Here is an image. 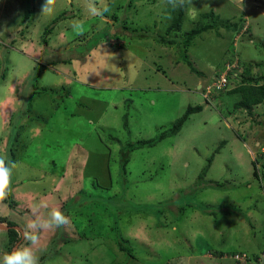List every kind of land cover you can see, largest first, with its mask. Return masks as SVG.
Segmentation results:
<instances>
[{
	"label": "rangeland",
	"instance_id": "374dc122",
	"mask_svg": "<svg viewBox=\"0 0 264 264\" xmlns=\"http://www.w3.org/2000/svg\"><path fill=\"white\" fill-rule=\"evenodd\" d=\"M184 1L168 38L184 43L214 24L188 52L201 75L179 44L159 41L176 0H0V153L12 144L15 177L0 191V218L22 235L12 244L0 227V257L19 243L40 264H264V102L238 109L239 93L205 96L228 68L231 88L264 77V0ZM90 2L110 11L93 17ZM198 104L178 134L131 152L123 169L129 142ZM53 209L66 223L41 226Z\"/></svg>",
	"mask_w": 264,
	"mask_h": 264
},
{
	"label": "trees",
	"instance_id": "16d2710c",
	"mask_svg": "<svg viewBox=\"0 0 264 264\" xmlns=\"http://www.w3.org/2000/svg\"><path fill=\"white\" fill-rule=\"evenodd\" d=\"M134 1V0H133ZM186 3L184 0H176V4H175V13H174V18L172 20V22L167 26L166 30H165V34L166 35H161L160 33H157L160 36V39L159 41H161V43H164L165 45H170V44H179V47H182L183 48V57L185 58L184 60L186 61V63L191 67V71L192 72H195V73H198V75H201L202 72L199 71L198 69H196L194 67V65L192 64V62L190 61V56H189V50H190V47L192 46L193 44V39L198 36V35H201L203 34L204 31H207L211 28H214V24L213 23H210V22H203L201 23L200 25L192 28L191 30L185 32V40H184V43L183 41H178V40H175L174 38H168L169 35H171L173 33V31H175V29H180L183 22H184V17H185V12H186ZM210 16L213 17V20H214V23L215 25L217 24V21L219 20V16H214V11H211L210 12ZM62 15H64V18H67V17H70L71 15L73 16L72 13L70 12H64ZM114 19H118V16L116 14L113 15ZM61 18L58 17L56 18L55 22L58 21V19ZM55 22H53V24L51 26H48L46 27L44 30V35L45 37H43V42L44 43H47L48 42V38L53 31L55 29ZM55 24V25H54ZM123 25V33L122 31L120 33H122L121 35H124V33H127L126 30H128V27L125 26L124 24ZM224 25L225 27L227 28H230V29H234V26H231V24L227 23L226 24H222ZM121 30V29H120ZM117 32V35L120 34ZM130 33V32H128ZM120 36V35H118ZM125 36V35H124ZM131 38H133L131 36ZM260 64V63H259ZM232 69L231 68H228V70H226L225 72L223 73H226V76L228 78V83H227V86L225 89L221 90V91H218V94L219 93H222V92H231V93H239L240 94V99L238 101L235 102V108H250V107H253V106H258L259 104L263 103L264 102V82L262 83H259L260 81H262L261 79H263L264 77H260V78H250V79H246L244 78V80H246L243 84H240L238 86H234L233 88H231V81H232ZM221 71H220V74L219 75H222L223 74ZM217 94V93H215ZM204 109V106L201 105V104H198V105H189V107L187 108V110L185 111V113L183 115H181L180 117H178L174 124L172 125L171 128L167 129V130H164L162 131L160 134H158L156 137L154 138H151V139H140V140H137V141H131L129 142L127 145H126V148L127 149H122L121 152H122V167L123 169L126 171V166L127 164L129 163L130 161V153L137 150V149H141L143 147H154L156 146L159 142H161L162 140H164L165 138L167 137H170V136H174L176 134H178L183 126H184V123L188 120V118L190 117L191 114L193 113H196V112H200ZM29 112V111H27ZM31 116V120L32 121H39L38 120V116ZM40 121H44V119L40 120ZM125 123H124V126L126 128L129 127L128 125V120H127V117L125 116ZM14 130V131H13ZM12 131L14 132V138H17L18 137V133L17 132V128H14ZM225 144V142H222L218 148H216V151H220L221 147ZM13 157H14V154H13V149H12V144L9 148V158H10V171H9V175H8V179L6 181V188L8 190L9 193H11V188H12V184L13 182H15V177H14V171L12 169V164H13ZM214 157V156H213ZM213 157L210 158V161L213 160ZM209 161V163H210ZM210 165V164H209ZM205 171L202 172L200 175H199V179H204L205 177ZM218 185H222L220 183H218ZM183 209V208H181ZM229 214H232L230 213L229 211H227ZM4 221V219H1L0 218V224H2V222ZM8 232H9V236H10V243L12 244H15V242H19L21 241L22 239V235H21V231L19 233V229L16 230V228H14L17 224L15 222H12V221H9L8 223ZM119 246H120V249H122L123 251H126L128 252V254L132 257L133 256V252H134V247L130 246V245H127L124 240L121 238H119ZM244 249H241L239 251H235L233 252L232 255L234 256H238V255H244L245 252H243ZM10 252H12V248L10 250ZM231 253V252H230ZM218 255H223V252H219ZM258 257V256H257ZM250 258V257H249ZM259 259V257L257 258ZM247 262V261H246ZM40 264V263H38ZM236 264H245V263H241L240 261H237Z\"/></svg>",
	"mask_w": 264,
	"mask_h": 264
},
{
	"label": "clouds",
	"instance_id": "9594fccd",
	"mask_svg": "<svg viewBox=\"0 0 264 264\" xmlns=\"http://www.w3.org/2000/svg\"><path fill=\"white\" fill-rule=\"evenodd\" d=\"M42 5L43 7L47 6L44 3V0H42ZM87 11L89 15L95 17L103 16V14L109 12L110 9L107 5L101 8L97 7L95 3L90 2L87 5ZM72 28L75 32L79 33L82 30V25L79 22H74L72 24ZM10 167V158L6 154L0 153V191H3L6 186ZM66 219V216L59 209H53L49 214V218L44 221L41 226H60L66 223ZM30 227H35V225H30ZM25 239L35 243L37 237L34 234L29 235V233L26 231ZM0 264H38V258L34 254L31 246H21L4 255L3 257H0Z\"/></svg>",
	"mask_w": 264,
	"mask_h": 264
},
{
	"label": "built area",
	"instance_id": "2783aa9c",
	"mask_svg": "<svg viewBox=\"0 0 264 264\" xmlns=\"http://www.w3.org/2000/svg\"><path fill=\"white\" fill-rule=\"evenodd\" d=\"M228 83V78L226 76V73H223L216 81H214L212 84L208 85L206 87V97L209 98L210 94L218 93V91H221L226 88Z\"/></svg>",
	"mask_w": 264,
	"mask_h": 264
},
{
	"label": "crops",
	"instance_id": "0c3cea01",
	"mask_svg": "<svg viewBox=\"0 0 264 264\" xmlns=\"http://www.w3.org/2000/svg\"><path fill=\"white\" fill-rule=\"evenodd\" d=\"M115 30H116V29H113L114 32H115ZM117 32H119V30H117ZM119 33H120V32H119ZM116 34H117V33H116ZM121 34H122V33H120V35H121ZM114 35H115V34H114ZM117 36H118V35H115V37H116V38H115V39H116V40H115V43H116L117 41H119L118 38H117ZM119 46H120V43H119ZM121 46H122V45H121ZM117 53H120V50L117 51Z\"/></svg>",
	"mask_w": 264,
	"mask_h": 264
},
{
	"label": "water",
	"instance_id": "95a60500",
	"mask_svg": "<svg viewBox=\"0 0 264 264\" xmlns=\"http://www.w3.org/2000/svg\"><path fill=\"white\" fill-rule=\"evenodd\" d=\"M0 227H1V228H8V226H5V225H3V224H0ZM18 245H19V243H17V244L14 246V248L12 249V251L15 250V249L18 247Z\"/></svg>",
	"mask_w": 264,
	"mask_h": 264
}]
</instances>
